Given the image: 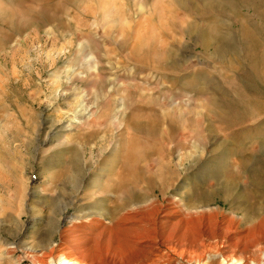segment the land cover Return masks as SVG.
I'll return each mask as SVG.
<instances>
[{"label":"rangeland","instance_id":"374dc122","mask_svg":"<svg viewBox=\"0 0 264 264\" xmlns=\"http://www.w3.org/2000/svg\"><path fill=\"white\" fill-rule=\"evenodd\" d=\"M149 121L171 140L156 146ZM134 138V157L159 148L134 170L172 163L171 187L123 171ZM119 178L180 211L173 223L212 199L252 218L211 243L245 259L229 264L255 259L240 250L264 235V0H0V264H199L169 249L171 228L135 252L133 233L109 232L138 206ZM216 252L203 263L224 264Z\"/></svg>","mask_w":264,"mask_h":264},{"label":"bare ground","instance_id":"6f19581e","mask_svg":"<svg viewBox=\"0 0 264 264\" xmlns=\"http://www.w3.org/2000/svg\"><path fill=\"white\" fill-rule=\"evenodd\" d=\"M164 30H165V28H164ZM149 39L150 38H148V40ZM142 41H143V37L141 38V42ZM153 54H155V53H153ZM148 124L141 126V128H142V130L148 132L149 137L151 136V138L154 139L156 146H157V142H159L160 145H163V143L166 142L165 141L166 139L171 140V136H170V133L168 132V130L163 129L162 128L163 126L161 127V125L158 122L157 123L155 122V124L153 125V122L151 123L149 121ZM169 131L172 133V128L169 129ZM141 132H143V131H141ZM159 138L161 140H158ZM131 140H132V142L130 143L131 144V151H130V153H128L127 157L125 158V161H124V167L125 168L123 171H125V173L135 172L132 175V178H136L137 176H139V178L142 179L143 182H145L147 184L150 183L149 185H150V189L152 191L153 190L155 191V189L158 187V185H162V184L163 185L167 184V185H170V187H171L173 185L172 181H175V180H173V177H174L173 167L174 166H172L173 165L172 163L171 164L164 163L163 165H161L160 169L157 170L155 175H152V174L149 175L147 173L141 174L140 172H137V170H134V168L136 166H138L140 163H144V164L146 162H150V163L154 162L155 163L157 161L156 155H157L159 148L156 147L157 149L155 148L156 150L152 151V154L150 152V149H149V151L144 149L143 155L137 156V153L135 152L136 156L134 157L133 155H135V154H133V150H136L139 147V145H138L139 141L136 140L135 138L131 139ZM160 145L158 144V146H160ZM186 155L187 156L180 159V162L182 163V165L184 162H187L189 160L188 153H186ZM145 167H146V165H145ZM150 168H151V166L149 167V169ZM170 176H172V178ZM75 178H77V177H75ZM119 179L120 180L117 184L118 186H116L118 191L116 190V192L120 193V197L124 198V196H127V198H129L130 200L138 203V206L135 209H134V207L130 206L131 211H129V213L126 216L109 217L108 220H110L112 224L114 223V225L112 226L113 230L109 229V232L110 231L111 232L117 231L120 233H123V232L124 233H133L132 236H134V237H132V239H131L133 241V243H131L132 245L129 247V249H130L129 251H131V252L137 251V249H139V246L141 244H143V242H147V243L151 244L149 247H147V248L151 249L153 243L156 240V236L158 235V233L161 231L163 233V231H166L165 229L171 228L170 233H169L170 239H168V241H170L169 246L171 245L169 249L172 252H174L176 255L181 257V259H185L189 263L197 262L199 264H202L203 262H205V258L208 255V253H211V252L213 253V251H214V253H215V251H217L216 254H218L219 256H222L224 264H229L233 259L234 260L237 259L238 261L245 260L244 258L243 259L237 258V256L235 254L233 255L231 253L227 254V256H226V254H225L226 251L223 250L224 248L220 247V250H219L218 249L219 245L216 244L217 246H214L211 243V241L212 240H217V241L218 240H224L226 238V235H229L230 233H234V234L238 233V230L243 228L244 226L246 227L245 229H248L250 226H252V224H251V222L253 221L252 218L248 217V219H247L246 217H244L243 218L244 222H242L239 218L240 222L238 223L236 220V218L238 217L237 212L231 210L232 212L229 213L230 216H225L218 209L208 208L207 206H209L213 202V199L212 200L208 199L209 200L208 204L206 203V206H204L207 208L200 207V206L199 207L198 206L197 207L192 206L190 209L187 210L189 212L188 216L180 217V219L177 222L173 223V222H171L170 219H172L176 215L180 214V211H175L171 207H166L165 209L164 208L162 209L160 203L157 200H153V199L147 200V198H146V200L145 199L143 200L142 198L139 197V195L136 193V191H134V188L129 186L131 184V182H129L128 180L126 181L123 178H119ZM73 180H74V182H76V180H79V179H76V180L73 179ZM155 180H157V181H155ZM232 186H233V179L228 177L225 180V183L223 185V200H224L223 202H227V199H228L227 193L230 192ZM116 192H114V193H116ZM175 201L178 204L179 201L177 199ZM171 202H173V201H171ZM205 202L206 201H204V203ZM120 206H121V204H120ZM186 206H188V205H186ZM124 207H125V205H124ZM187 208H185V209H187ZM64 212H65V210H63L61 212V218H63V219L66 217L65 216L66 213H64ZM120 215L121 214H119L118 216H120ZM161 215H162V217H161ZM206 216L215 217L218 220L217 222H215L216 230L211 231L210 229H207V228L202 229L203 224H201V223L205 220ZM219 217H223V218H221L222 219L221 221H220ZM71 220L73 221V220H77V219H71ZM78 220L81 221V219H78ZM200 220H202V222H200ZM210 220H212V219H209V221ZM102 221H103V219H102ZM107 223H110V222H107ZM91 226L97 228V226H95L94 224H92ZM101 226H103V225H101ZM93 227H90V228H93ZM195 228L200 229V232L199 233L195 232ZM78 231L79 230H77V229H71V230H68L66 232V235L67 236L75 235ZM140 233H143V235L138 236V235H140ZM195 233H196L197 238L194 237ZM189 235L190 236L193 235L194 241L192 242V244L186 245L183 243V241H184V239L186 240L187 236H189ZM81 238L83 239V237H81ZM231 238H233V237H231ZM229 239H230V237H229ZM230 241H232V240H230ZM220 244H222V243H220ZM235 244H233V246ZM247 245L248 246L246 248L240 250L241 255H246L247 253H251V256H254L255 259L251 260L250 264H264V261L261 262L257 259L259 254L263 253V256H264V235L259 234L257 242H254L253 244L249 243ZM167 246L168 245H166V247ZM234 248H236V247L234 246ZM60 249H62V248H60ZM60 249H59V254H61L63 256V251L62 250L60 251ZM49 250H50V253L53 254L56 249L51 247V248H49ZM261 259H262V257H261ZM144 261L145 260H143L141 258L139 259L137 257L134 260H132V262H130V263L131 264H143ZM74 262H76V261H74ZM115 262H116L115 260L111 261L112 264H115ZM71 263H73V262H71ZM203 264H207V262L203 263Z\"/></svg>","mask_w":264,"mask_h":264}]
</instances>
